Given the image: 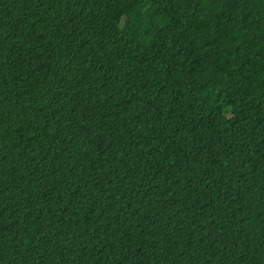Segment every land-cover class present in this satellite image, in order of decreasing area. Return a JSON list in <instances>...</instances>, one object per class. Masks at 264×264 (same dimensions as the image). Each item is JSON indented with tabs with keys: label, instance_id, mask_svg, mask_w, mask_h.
<instances>
[{
	"label": "trees",
	"instance_id": "trees-1",
	"mask_svg": "<svg viewBox=\"0 0 264 264\" xmlns=\"http://www.w3.org/2000/svg\"><path fill=\"white\" fill-rule=\"evenodd\" d=\"M0 264H264V0H0Z\"/></svg>",
	"mask_w": 264,
	"mask_h": 264
}]
</instances>
